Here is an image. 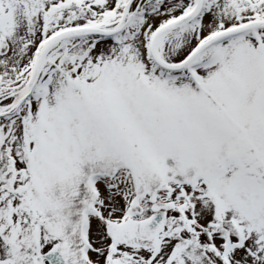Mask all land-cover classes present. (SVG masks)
<instances>
[{
    "label": "snow or ice",
    "instance_id": "obj_1",
    "mask_svg": "<svg viewBox=\"0 0 264 264\" xmlns=\"http://www.w3.org/2000/svg\"><path fill=\"white\" fill-rule=\"evenodd\" d=\"M0 264H264V0H0Z\"/></svg>",
    "mask_w": 264,
    "mask_h": 264
}]
</instances>
